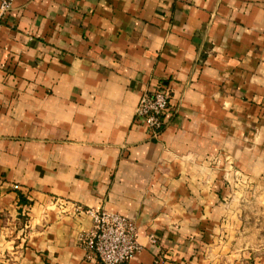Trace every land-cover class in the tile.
Wrapping results in <instances>:
<instances>
[{
  "label": "crops",
  "instance_id": "0c3cea01",
  "mask_svg": "<svg viewBox=\"0 0 264 264\" xmlns=\"http://www.w3.org/2000/svg\"><path fill=\"white\" fill-rule=\"evenodd\" d=\"M159 87L151 139L134 112ZM72 205L134 222L128 264H264L244 228L264 221V0H12L0 264H99Z\"/></svg>",
  "mask_w": 264,
  "mask_h": 264
},
{
  "label": "built area",
  "instance_id": "2783aa9c",
  "mask_svg": "<svg viewBox=\"0 0 264 264\" xmlns=\"http://www.w3.org/2000/svg\"><path fill=\"white\" fill-rule=\"evenodd\" d=\"M12 0L0 1V21L8 13ZM170 115L169 94L159 87L150 94H143L134 112V123L145 129L151 139H156ZM17 191L18 186H12ZM58 206L66 208L67 203ZM66 204V205H65ZM76 214H85L91 219V227L80 238L86 251V259L99 264H128L139 252L136 226L122 215L104 210L83 209L72 205Z\"/></svg>",
  "mask_w": 264,
  "mask_h": 264
},
{
  "label": "rangeland",
  "instance_id": "374dc122",
  "mask_svg": "<svg viewBox=\"0 0 264 264\" xmlns=\"http://www.w3.org/2000/svg\"><path fill=\"white\" fill-rule=\"evenodd\" d=\"M258 212L256 210H250L251 217H258ZM246 228L245 234H249L251 237L250 240H247V244L250 245V248L253 250H261L264 252V221L258 223H249L244 226Z\"/></svg>",
  "mask_w": 264,
  "mask_h": 264
}]
</instances>
